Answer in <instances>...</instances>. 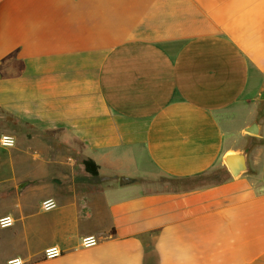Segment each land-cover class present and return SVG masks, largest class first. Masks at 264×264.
I'll return each instance as SVG.
<instances>
[{"label":"crops","instance_id":"1","mask_svg":"<svg viewBox=\"0 0 264 264\" xmlns=\"http://www.w3.org/2000/svg\"><path fill=\"white\" fill-rule=\"evenodd\" d=\"M263 94L264 0H0V264H264Z\"/></svg>","mask_w":264,"mask_h":264},{"label":"built area","instance_id":"2","mask_svg":"<svg viewBox=\"0 0 264 264\" xmlns=\"http://www.w3.org/2000/svg\"><path fill=\"white\" fill-rule=\"evenodd\" d=\"M16 143H17L16 138L13 135H10V134L0 135V148L11 149L16 146ZM41 206L43 210L50 211L56 207V203L55 201L50 199V200H46L42 202ZM14 223H15V220L11 216H5V217L0 218V228L2 229L12 227ZM96 244H97V240L95 237H87L82 242V246L86 248L95 246ZM61 253H62L61 250L57 248H51V249L46 250L45 258L47 259L55 258V257L60 256ZM7 264H24V262L16 258V259L9 260Z\"/></svg>","mask_w":264,"mask_h":264},{"label":"rangeland","instance_id":"3","mask_svg":"<svg viewBox=\"0 0 264 264\" xmlns=\"http://www.w3.org/2000/svg\"><path fill=\"white\" fill-rule=\"evenodd\" d=\"M28 128H31V125L26 124L23 120L12 117V116L5 115L0 112V135L3 133L4 134L6 133V134H11L15 137H24L25 135L27 136V135H30V133H32V131ZM7 156H8L7 153L4 152L0 148V159L7 158ZM219 178L218 179L209 178L210 180L208 179L198 180L195 185H197L198 183H201V184L214 183L216 181H219L220 180ZM6 194L4 193L3 199L0 200V208L6 207V204L8 202L7 199H8V196L11 195V191L6 192Z\"/></svg>","mask_w":264,"mask_h":264},{"label":"water","instance_id":"4","mask_svg":"<svg viewBox=\"0 0 264 264\" xmlns=\"http://www.w3.org/2000/svg\"><path fill=\"white\" fill-rule=\"evenodd\" d=\"M262 98H264V94L262 95ZM246 131L250 134L257 135L259 134V126L257 123H253L246 129ZM224 161L225 165L234 178H239L240 176L246 174L250 169L248 150L246 149L226 154V156L224 157ZM130 181L132 180L129 178L121 177L120 184H125Z\"/></svg>","mask_w":264,"mask_h":264},{"label":"trees","instance_id":"5","mask_svg":"<svg viewBox=\"0 0 264 264\" xmlns=\"http://www.w3.org/2000/svg\"><path fill=\"white\" fill-rule=\"evenodd\" d=\"M85 171L89 174H91L92 176H97L98 175V169L99 167L95 164V162L93 160H85L83 162Z\"/></svg>","mask_w":264,"mask_h":264}]
</instances>
